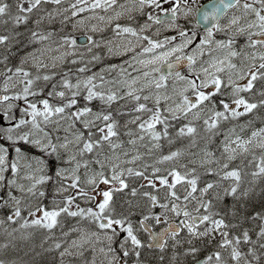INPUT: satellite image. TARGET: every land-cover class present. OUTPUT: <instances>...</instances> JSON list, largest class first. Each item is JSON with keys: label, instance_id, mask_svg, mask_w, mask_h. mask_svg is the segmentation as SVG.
I'll return each instance as SVG.
<instances>
[{"label": "snow or ice", "instance_id": "obj_1", "mask_svg": "<svg viewBox=\"0 0 264 264\" xmlns=\"http://www.w3.org/2000/svg\"><path fill=\"white\" fill-rule=\"evenodd\" d=\"M63 2L16 0L11 15L10 5L0 0V24L9 16L13 26L0 35L6 53L0 54V209L8 210L0 225L19 221V229H43L51 239L62 228L61 217L74 218L62 236L75 238L47 249L59 253L60 264L86 252L90 259L83 264H145L146 248L159 250L161 262L170 250L168 264H259L264 212L248 216L247 201L264 195V187L256 191L264 180V127L247 138L237 127L242 131L252 121L230 127L219 154L207 145L221 134L222 123L264 109V0H219V7L203 14L211 22L203 33L198 25L177 23L181 17L191 22L199 11L191 6L194 0H74L69 8L37 17L26 32L17 31L41 4ZM233 9L231 15L223 11ZM86 12L90 15L83 16ZM58 16L59 32L42 29ZM70 21L72 32H66ZM101 24L112 28L114 39L94 38ZM77 31L86 34L78 40ZM32 44L41 47L9 65L10 57ZM101 47L119 63L80 75L101 61L94 51ZM49 52L58 55L46 58ZM68 62L81 65L75 79L70 71H51ZM29 64L35 74L25 67ZM94 101L100 102L96 110ZM120 101L114 116L112 105ZM117 116L129 119L121 124ZM50 125L65 135L53 137L46 130ZM197 137L205 147L191 153ZM185 138L184 148L161 151L162 141L171 145ZM248 156L250 173L243 167ZM238 159L241 164L233 166ZM50 161L56 163L51 174ZM245 176L251 177L247 187ZM50 182L53 196L45 205L42 186ZM229 198L232 204L226 205ZM248 222L258 231L245 227Z\"/></svg>", "mask_w": 264, "mask_h": 264}, {"label": "rangeland", "instance_id": "obj_2", "mask_svg": "<svg viewBox=\"0 0 264 264\" xmlns=\"http://www.w3.org/2000/svg\"><path fill=\"white\" fill-rule=\"evenodd\" d=\"M202 1H205V0H194V3H192V8L193 9H196L201 3H202ZM6 2L10 5V13H11V15H15V13H16V8H15V3H16V0H6ZM74 2V0H64V2L60 5V6H56L55 5V8H57V7H59L60 9H61V11L64 9V8H69L70 7V4L71 3H73ZM51 6H48V4H41V6H40V8L39 9H37V10H34V12H37V13H42V14H40V16L41 15H43V13L44 12H46V11H48L49 9H50V7H52L53 5L52 4H50ZM25 7H27L28 5L27 4H25L24 5ZM195 12V11H194ZM194 12H193V14H192V20H191V22L190 23H188V22H186L182 17L180 18V19H178L177 20V23H179V24H181V25H187V27H189V26H191V25H193V21H194ZM101 15H104V13H100ZM67 15V14H66ZM83 16H88V15H90V13H83L82 14ZM31 16H32V19H30L29 20V26L28 27H19L17 30L19 31V32H22V33H24V32H26V29H31L32 27H33V21L36 19L35 18V16L34 15H32L31 14ZM35 18V19H34ZM80 17H77V18H75V19H79ZM4 19L5 20H8V23H6V24H0V35H8V34H10V32H11V30H12V23H11V20H10V17L9 16H6V17H4ZM120 23H126L127 21L126 20H121V21H119ZM73 23V21H70L69 22V24H68V26H67V28L65 29V31L66 32H72V27H71V24ZM92 23H97V21H95V20H93L92 21ZM48 26L47 28L48 29H45V26ZM53 27H55V28H53ZM57 27H58V23H51V24H49V23H47V22H45V24L44 25H42V29L44 30V31H55V32H59V30L60 29H57ZM100 27L103 29L102 31H99V32H97V33H94V34H92L93 36H94V38L96 39V40H103V41H107V40H109V39H114V34H113V32H112V28L111 27H104V25L103 24H101L100 25ZM86 33H83V32H80V31H77V32H75L74 33V35L78 38V40H80V38L81 37H83L84 35H85ZM166 34H174V33H166ZM21 39L22 40H24V39H26V36L25 37H21ZM39 47H41L39 44H32V45H30V46H28V47H24L21 51H19L18 53H17V55H14V56H12V57H10V61H9V65L10 66H15V65H18L19 64V61H20V58L21 57H23L26 53H28V52H30V51H32L33 49H36V48H39ZM52 47L54 48V47H56V45L53 43L52 44ZM18 48H20V45H16V46H14L13 48H12V51L13 52H17V49ZM100 49V56L102 57V59H101V61H99V62H96L95 64H92V65H90L89 67L91 68V72H87V73H83V74H80V75H82V76H86V75H91L92 73H95V72H99L100 70H101V68L103 67H106L107 65H110V64H116V63H119V62H117V60H114L113 58H110L109 59V57L107 56V54H106V49L104 48V47H101V48H99ZM97 49H94V51H96ZM0 54H6L5 53V50H3V49H0ZM55 55H58L57 53H55V52H49V53H46V58L48 57V56H55ZM106 57H107V59H106ZM207 57H205V59H206ZM71 59V57H69V60ZM114 60V61H113ZM46 62H49V61H47V59H46ZM67 63H63V64H59L55 69H51V71L52 70H56V69H59V68H62L63 66H65ZM81 65L80 64H74L73 66L71 65V67H68L67 68V71H70L72 74H73V79H75V74H76V69L78 68V67H80ZM25 67L26 68H28V70L29 71H32L33 72V74H35L36 73V69L34 68V67H32L31 66V64H29V65H25ZM2 68H3V66L2 65H0V70H2ZM42 71H49V70H42ZM185 71V70H184ZM183 72V71H182ZM114 75V74H113ZM60 78V76H57L56 77V79L58 80ZM107 78H111V77H107ZM39 86H41V87H43L44 86V82L43 81H40L39 82ZM0 87H2V83H0ZM44 88H46V87H44ZM50 89H47L46 91H44L45 92V94L47 93V91H49ZM31 99H38L37 97H33V98H31ZM121 102V104L120 105H122L123 103H124V101H120ZM19 105H20V107L22 108V107H24V104H23V101H18L17 102ZM83 103H84V101H81V105H78V106H82L83 105ZM97 103V104H96ZM95 103V101L93 102V104H92V107H93V109L94 110H96L98 107H99V101H97ZM120 105H118L117 107H116V109L120 106ZM129 107H131V105H129ZM113 112H115V111H113ZM253 114V113H252ZM263 114H264V112H263ZM17 115H19V112L17 113ZM114 116H115V113H114ZM254 117H255V115H254ZM117 119H119V121H120V123L121 124H123L124 122H125V120H127V119H129V117L128 116H117L116 117ZM262 119H264V115L263 116H261L260 114H258L257 116H256V119L253 121V124H255L253 127H252V130L253 129H258V128H261V125H262V123L264 124V120H262ZM248 120H253V119H250V118H248V119H245L244 118V122H246V121H248ZM257 121V122H256ZM227 123V125H231V127H233V126H235V124H236V121H231V122H224V125L223 124H221V126H220V135H217L215 138H214V141L215 142H213V144L211 143V144H208L207 145V147H208V149L209 150H211V151H214V152H217V154H219V152H218V147L220 146V143H221V140H222V138H223V133L224 132H226L229 128H230V126H226L225 124ZM223 125V126H222ZM50 126H52V125H50ZM135 127V126H134ZM264 127V126H263ZM47 129H50V128H47ZM53 129H55V126H53ZM200 129V128H199ZM247 130V131H246ZM243 129L242 131H241V129L240 128H237V132H238V134L239 135H241L242 137H244V138H247L248 136H250V134H251V131H249L248 129ZM48 131V130H47ZM200 131L202 132V134H204L203 133V131L200 129ZM50 132V131H49ZM51 134V133H50ZM55 134L56 135H58V136H60V137H63L64 135H65V133L63 132V130L61 129L59 132H56L55 130H54V135H53V137H55ZM198 139H200V137H197ZM205 147V141H204V143L202 144L201 142H200V144H196L195 146H193L192 148H191V153H198L199 151H200V149L201 148H204ZM35 148L33 149V148H26V151L30 154V155H34V156H40V152L37 150V154H35L36 152H35ZM251 159V156H248V157H246V158H244L243 159V167H244V164H245V160H247V161H249ZM237 161H238V163H237ZM237 161H235L234 163H233V166H235L236 164H241V160L240 159H238ZM51 164H52V167L53 168H55L56 167V164L54 163V161H52L51 162ZM191 166V165H190ZM254 167V166H253ZM52 170H54V169H49V174H51V171ZM205 179H212L211 177H204ZM43 188H44V190H45V193H47V191H48V193H47V198H49L48 199V201H46V202H44L43 201V203L45 204V205H49L50 204V201H51V198H52V196H53V185L51 184V182L49 183V184H47V185H44V186H42ZM0 194H2V193H0ZM64 195H68V193H65ZM78 202H81V201H78ZM82 203V202H81ZM228 204L229 205H231L232 204V200H231V198H229V200H228ZM82 206H83V203H82ZM8 214V213H7ZM1 217V216H0ZM61 220H62V222H63V225H62V228L60 227V226H58L57 227V229H54L53 230V232H54V236L50 239V248H52V245L55 243V242H57V241H60V242H62V243H64V246H67V243H65V240H67V242H70V240L71 239H73V238H75V234H72V236H70V237H67V238H64L63 236H62V231H67L73 224H75V222H76V220L74 219V218H69V217H61ZM248 224V226H255L256 227V223L254 222L253 223V225H252V223H247ZM254 227V228H255ZM247 228H249V227H247ZM255 230L256 231H258V228L256 227L255 228ZM45 231V230H44ZM48 233L46 232V235H45V239H48ZM252 235H255V234H252ZM54 239V240H53ZM145 239H146V237H145ZM53 240V241H52ZM31 247H34V246H31ZM32 249V248H31ZM62 250V249H61ZM159 251V250H158ZM58 253V252H57ZM171 255V251L169 250L166 254H165V260L163 261V262H161V263H159V261H158V259H159V254L157 253V252H152L151 251V249H144L143 250V253H142V259H144L145 260V264H168V256H170ZM84 258V257H83ZM75 260V259H74ZM76 261V260H75ZM73 264L74 263H76V262H72Z\"/></svg>", "mask_w": 264, "mask_h": 264}, {"label": "trees", "instance_id": "obj_3", "mask_svg": "<svg viewBox=\"0 0 264 264\" xmlns=\"http://www.w3.org/2000/svg\"><path fill=\"white\" fill-rule=\"evenodd\" d=\"M52 8H54V7H52ZM53 10L54 9H50V11H53ZM45 14H43V15H45ZM35 16L37 18L38 14L36 13ZM60 18L61 17L58 16L56 18V20L54 21V23L55 22L58 23L57 29H59L61 26L60 25ZM28 26H29V24L24 26V27H28ZM47 27L48 26L46 25L45 29H47ZM53 28H55V27H53ZM114 60H117V59L114 58ZM71 65L73 66L74 64H71L70 62H68L66 64L65 68L63 67L62 69L52 70V71H55L58 74L61 72H67V68L71 67ZM57 76H59V75H57ZM54 82L55 81L50 82L47 85V87L44 88V91H46L47 89H50L51 83H54ZM96 102L97 101H95V103ZM118 105H120V104L119 103L113 104L111 110L115 111V109ZM179 123H184V121H181ZM201 124L202 123L200 121L197 122L198 129L200 128ZM130 127L134 128V126H130ZM48 128H50V129H46V130L50 131L51 135H54L53 126H49ZM175 131H176L175 128L170 129V132L173 134L175 133ZM199 131H200V129H199ZM201 134H202V132H201ZM58 135L55 134V136H58ZM121 139L126 141L128 138L126 136H123ZM202 141H204V140L197 138L198 144H200V142L203 144L204 142H202ZM162 144L164 145V147L161 149V151L164 154H167L169 150H176V148H184L186 145L189 144V138L176 140L171 145H168L166 141H162ZM125 147L127 148L128 145L125 144ZM36 153H38V152H36ZM51 162L52 161L49 162V169H55L52 167ZM54 163H55V161H54ZM244 171L247 172V170L245 168H244ZM250 179H251L250 176L244 177V181H245V183L243 185L244 187H247V181ZM262 187H264V180L260 181L256 185V191L259 192L260 188H262ZM45 197H47V195H45ZM45 197H44V199H45ZM228 200L229 199H227L225 201V203H228ZM1 212L0 213L6 217L8 210L2 209ZM256 212H264V195H255L254 194L247 201V215L248 216L253 215ZM14 229H19V222H17L14 225L7 223L6 225H4L3 227L0 228V257L2 256L5 261H7V260L8 261H14L19 257L23 258L25 261H31V258L38 256V257L43 258L41 260L40 264H45L46 257H47V254L45 255L46 246H45V244L43 245V242H42V239L45 236V231H43V229H26V230L25 229H19L18 231H14ZM4 245H7V247H4ZM31 246H34V247H31Z\"/></svg>", "mask_w": 264, "mask_h": 264}, {"label": "water", "instance_id": "obj_4", "mask_svg": "<svg viewBox=\"0 0 264 264\" xmlns=\"http://www.w3.org/2000/svg\"><path fill=\"white\" fill-rule=\"evenodd\" d=\"M213 6L219 7L220 6L219 5V0H213V1L205 4L201 9H202L203 12L211 13L212 10H213ZM200 12H201V10H200ZM181 69H183V68H180L179 70H181Z\"/></svg>", "mask_w": 264, "mask_h": 264}, {"label": "flooded vegetation", "instance_id": "obj_5", "mask_svg": "<svg viewBox=\"0 0 264 264\" xmlns=\"http://www.w3.org/2000/svg\"><path fill=\"white\" fill-rule=\"evenodd\" d=\"M120 2H123V0H120ZM228 15H231V14H228ZM224 22H227V17H225V19L223 20V23H224ZM151 251H152V252H157V253L159 254V256L161 255V253H160L158 250H152V249H151ZM257 254L260 255L261 252L258 251ZM203 255H204V253H201V257H203ZM158 261H159V263H161V261H160L159 259H158ZM259 264H264V255H262V258H261Z\"/></svg>", "mask_w": 264, "mask_h": 264}, {"label": "bare ground", "instance_id": "obj_6", "mask_svg": "<svg viewBox=\"0 0 264 264\" xmlns=\"http://www.w3.org/2000/svg\"><path fill=\"white\" fill-rule=\"evenodd\" d=\"M110 59V58H109ZM114 59V58H113ZM115 59H117V58H115ZM117 62H119V60H117Z\"/></svg>", "mask_w": 264, "mask_h": 264}]
</instances>
